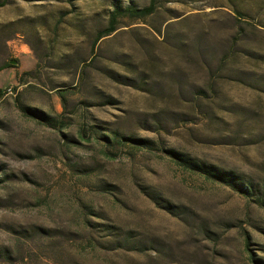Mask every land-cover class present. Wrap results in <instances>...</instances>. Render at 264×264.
I'll use <instances>...</instances> for the list:
<instances>
[{
	"label": "rangeland",
	"instance_id": "374dc122",
	"mask_svg": "<svg viewBox=\"0 0 264 264\" xmlns=\"http://www.w3.org/2000/svg\"><path fill=\"white\" fill-rule=\"evenodd\" d=\"M6 1L0 264H264V0Z\"/></svg>",
	"mask_w": 264,
	"mask_h": 264
},
{
	"label": "trees",
	"instance_id": "16d2710c",
	"mask_svg": "<svg viewBox=\"0 0 264 264\" xmlns=\"http://www.w3.org/2000/svg\"><path fill=\"white\" fill-rule=\"evenodd\" d=\"M157 1L158 0H152V3L150 4V6L144 8V9H136V8L130 7V6L126 9H122V7L116 6V10L113 12L112 17L110 19L109 27L104 32H101L98 35L96 41H99V40H101L107 36H110L111 34H113L117 30L118 19L120 16H124V15L126 16L127 15V16H130L132 18L143 19V18H146V17L152 15L156 10ZM6 2H7L6 0L0 1V8H3L6 5ZM9 67H11V66L6 65V67L0 69V72L6 68H9ZM2 95H3V91H0V97ZM36 116H40V115H36ZM173 155L175 157H177L178 159H180L181 162L188 165L190 168H193L194 170H198L210 178H214L215 180L225 182L228 184H233L231 181H229L227 178H225V174L218 172L217 170H215L212 167H208V166H205L202 164L198 165L195 162H189V161L183 159L181 156H178L175 153H173ZM243 193H246V190H244Z\"/></svg>",
	"mask_w": 264,
	"mask_h": 264
},
{
	"label": "water",
	"instance_id": "95a60500",
	"mask_svg": "<svg viewBox=\"0 0 264 264\" xmlns=\"http://www.w3.org/2000/svg\"><path fill=\"white\" fill-rule=\"evenodd\" d=\"M16 64H17V63H16V62H14V61H13V62H11V65H16Z\"/></svg>",
	"mask_w": 264,
	"mask_h": 264
}]
</instances>
